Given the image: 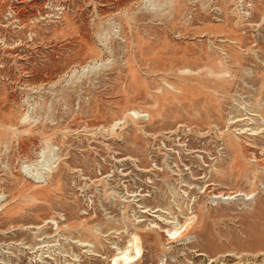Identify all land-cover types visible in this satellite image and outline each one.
I'll return each instance as SVG.
<instances>
[{
  "label": "rangeland",
  "instance_id": "374dc122",
  "mask_svg": "<svg viewBox=\"0 0 264 264\" xmlns=\"http://www.w3.org/2000/svg\"><path fill=\"white\" fill-rule=\"evenodd\" d=\"M181 125L197 167L152 172L146 135ZM110 152L141 196L107 191ZM0 196V264H109L135 233L132 264H264V0H0Z\"/></svg>",
  "mask_w": 264,
  "mask_h": 264
},
{
  "label": "built area",
  "instance_id": "2783aa9c",
  "mask_svg": "<svg viewBox=\"0 0 264 264\" xmlns=\"http://www.w3.org/2000/svg\"><path fill=\"white\" fill-rule=\"evenodd\" d=\"M144 113V112H143ZM141 112L129 113V117L147 118V114ZM122 122L120 123V125ZM195 130L189 125H181L171 130H165L158 133H148L146 136V163L149 170L160 173L163 170H168L174 175L182 173L186 178L191 174V167L196 168V160L194 159L195 152L192 148L193 135ZM113 152H110L108 158H104V163L109 167L99 169V176L106 184V189L109 193H118L119 197L123 198H137L141 196L140 188L137 186L138 172L140 163L132 159L117 162L114 167H111V159L114 158ZM207 160V159H206ZM204 164V160H202ZM209 165V163H206ZM207 165V166H208ZM126 170V172H125ZM207 171L198 177L196 185L199 189L207 181ZM206 180V181H205ZM151 181H154L151 179ZM205 181V182H204ZM81 189V188H79ZM208 189V188H207ZM206 189V190H207ZM205 190V191H206ZM210 192V191H208ZM123 197V198H122ZM87 199L89 200L88 196ZM127 202V201H125Z\"/></svg>",
  "mask_w": 264,
  "mask_h": 264
},
{
  "label": "bare ground",
  "instance_id": "6f19581e",
  "mask_svg": "<svg viewBox=\"0 0 264 264\" xmlns=\"http://www.w3.org/2000/svg\"><path fill=\"white\" fill-rule=\"evenodd\" d=\"M95 66H97V63L96 62L93 63V64L90 63L88 65H85V66L81 67V69L84 72L85 70L92 69ZM44 150L45 149L35 148L34 151H33V155L31 157H29V158L26 157V158H28V160L25 161V164L24 163L21 164L20 169L23 171L28 166L38 165L39 162H40V160H41V158L43 157L42 154H44V152H43ZM41 162H42V160H41ZM34 167H36V166H34ZM28 168H30V167H28ZM49 171H51V170L50 169L49 170H46V173L48 174ZM33 173H34V171L32 172V174ZM44 173H45V171H44ZM32 177H34L33 178L34 180H37L38 181L37 177H35V176H32ZM221 196H226V195L223 194ZM229 197H230V195H228L226 198H229ZM0 198H1V196H0ZM56 228H58V222H57ZM181 230H182V227L171 226V228L168 229V231H167L168 238H173V237L177 236V234H179V232ZM131 237H132L131 244L133 246V248L131 247L132 248V251L130 250L131 251L130 252L129 251V247H127V246L126 247L125 246L118 247L117 245L113 246V248H114V252L113 253L114 254L110 258L109 264H132L135 260H137L139 258V256L141 255V252L142 251H141V247H140L141 244L140 245L138 244L139 243L138 242L139 241L138 240V235H136V233H135Z\"/></svg>",
  "mask_w": 264,
  "mask_h": 264
}]
</instances>
